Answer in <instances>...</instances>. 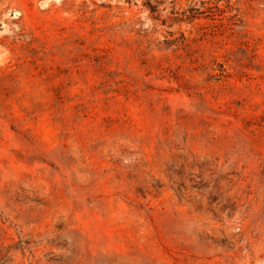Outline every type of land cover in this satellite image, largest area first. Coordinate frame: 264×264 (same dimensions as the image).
<instances>
[{
    "label": "rangeland",
    "instance_id": "1",
    "mask_svg": "<svg viewBox=\"0 0 264 264\" xmlns=\"http://www.w3.org/2000/svg\"><path fill=\"white\" fill-rule=\"evenodd\" d=\"M0 264H264V0H0Z\"/></svg>",
    "mask_w": 264,
    "mask_h": 264
}]
</instances>
